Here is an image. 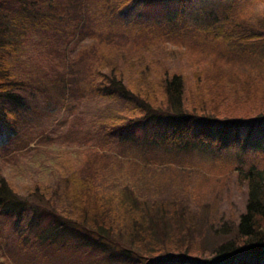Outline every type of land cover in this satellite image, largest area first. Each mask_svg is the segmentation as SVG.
Masks as SVG:
<instances>
[{
  "label": "trees",
  "instance_id": "obj_1",
  "mask_svg": "<svg viewBox=\"0 0 264 264\" xmlns=\"http://www.w3.org/2000/svg\"><path fill=\"white\" fill-rule=\"evenodd\" d=\"M91 3L97 6V11L78 0L70 4L61 0H0V145L3 147L19 134V120L29 122L36 112L38 105L27 92L31 90L36 96V91L37 94L43 91L28 80L16 79L8 56L21 43L24 31H50L54 44L64 45L63 56L77 47L93 59L94 65L88 62L91 68L87 77L94 91V111L99 110L107 135L183 154L195 150L221 153L229 148L242 149L235 171L237 181L246 188L244 211L234 222L223 225L222 242L208 246L204 240L216 236L219 229H211L204 235L197 229H189L197 221L182 204L149 203L139 199L129 187L115 188L104 197L96 190L95 178L101 179V165L99 158L90 154L95 151L86 148V156L81 160L70 149L67 161L63 156L58 159L69 169V173L61 168L56 171L61 174V188L52 189L44 184V176L36 174L27 185L39 211L21 229L16 228L20 212L30 210L24 202H14L12 197L0 199V211L7 214L8 218L5 217L14 229L9 242L2 240L7 236L0 232V264L6 263L4 259L7 261L3 252L12 259L17 257L16 253L31 252L30 260L40 259L41 264L53 261L63 264L68 259L64 258L65 244L54 249L51 238H42L44 229L34 228L39 220L48 224L52 234L69 233L81 248L94 250L99 244L112 246L116 242L114 255L105 246L107 250L102 251L100 264H264V162L258 166L254 159L246 161L249 154H255L258 161L263 156L264 161V0H92ZM167 3L176 4L177 11L172 18L164 17V23L127 24L130 29L127 47L124 44L108 47L95 40L89 45L82 43L84 36L95 37L96 31L87 25L91 16L126 19L134 7ZM79 11L77 18L74 13ZM187 14L195 20H188ZM133 37H140L143 42ZM158 55L162 56L160 61ZM172 56L191 63L194 88L180 71L172 72L164 66L163 62ZM65 88L63 85L59 89L58 97L68 93ZM70 93L74 96L75 90L71 88ZM42 105L50 108L52 104ZM63 108L59 105L57 111ZM147 125L151 127L149 133L136 138L135 129ZM256 134L260 137L255 138ZM34 139L38 140V136ZM138 169L144 168L139 165ZM174 171L172 175L176 174ZM199 176L209 182L204 185L199 181L196 190L190 189L186 181L179 183L175 179L177 193L199 201L196 203L199 210L206 208L202 201L208 196L218 206L223 190L216 188L210 179L212 175L199 173ZM43 199L47 208L41 205ZM42 239L49 245L41 244ZM93 261L87 264H99L98 260Z\"/></svg>",
  "mask_w": 264,
  "mask_h": 264
},
{
  "label": "rangeland",
  "instance_id": "obj_2",
  "mask_svg": "<svg viewBox=\"0 0 264 264\" xmlns=\"http://www.w3.org/2000/svg\"><path fill=\"white\" fill-rule=\"evenodd\" d=\"M61 1L64 4H70L71 1L76 0ZM78 1L86 2L87 5L97 11V6L91 3L92 0ZM85 10L84 8L81 11L84 12ZM94 10L90 11L91 14ZM176 11V4L167 3L145 8L134 7V10L132 9L131 13H128L126 19L120 18L119 20L113 18L110 20L109 18L103 19L99 14L94 13L95 16L87 18V25H91L90 30L96 31L95 37L88 39L90 37L84 36L82 37V43L89 45L91 40H95L108 47H121L123 44L127 47L129 44L128 31L130 30L127 28V24L142 26L155 22L158 25L164 23V17L169 16L172 18ZM195 14L197 17L199 13L196 11ZM74 16L80 18V11L79 14L75 12ZM186 18L195 20L190 14H187ZM91 32L88 33L93 36ZM53 38L50 31L26 30L21 35V43H18V46L8 56L11 72L16 79L25 82L28 80L32 85L39 86L43 90L41 94H37L36 91V96L32 94L33 91L31 90L27 92L34 103L38 105L35 108L36 112H34L29 122L25 123L19 120L20 122H17L19 134L10 141H6L3 147L0 145V199L5 196L12 197L14 202H24L25 208L30 210L29 212L23 210L20 212L19 223L16 228L21 229L25 226V223L33 219L37 213L36 211H39L34 206L36 203L33 195L29 194L27 189V185L33 181L34 175L36 174L37 177L39 175L44 176V184L52 189H56L58 186L61 188V174L56 171L61 168L62 171L69 173V169L66 164H62L61 161L58 162L59 156H63L64 161H67L68 156L71 157L70 154L67 155V152L71 149L83 160L86 156L84 150L91 148L95 152L90 154L94 155L93 158L98 157L99 165H101V179L95 178L97 192L107 198L109 196L107 193L113 189L129 187L137 193L139 199L149 203L156 201L182 204L183 207L188 209V212L194 215V222L197 221L196 226L189 229H194V231L197 229L203 235L211 229L212 231L219 229L216 236L213 235L210 240H204V242L208 246L222 242L225 238L224 231H222L223 225L231 220L234 222L243 213L246 204V188L237 181V172L235 171V167L239 165L240 153L243 150L229 148L221 153L211 150H195L193 153L183 154L167 149L154 148L145 142H133L127 138L119 140L114 135H107L101 125L102 121L98 115L99 110L94 111V107H96L92 102L94 91L90 87V78L87 77V71L91 68L88 62L94 65L93 59L89 57L87 52L85 53L77 47L68 52L66 56H63L64 45L61 43L54 44ZM134 39L143 42L140 37ZM166 46L171 45L166 44ZM156 58L157 61H160L162 56L158 55ZM163 64L172 72L174 70L180 71L186 78L188 85L194 88L192 77L194 68L191 63L188 65L180 57L172 56L168 57ZM152 67L153 65H150V68ZM63 85L67 88L68 93H65L62 98L58 97L57 93ZM71 88L75 90L74 96H71ZM46 102L52 104L50 108L42 105ZM59 105H63V110L57 111ZM53 108L56 110H53ZM50 111L55 113L50 114ZM123 112L126 114L125 110ZM150 129V125L145 128L137 127L135 137L141 139L149 133ZM35 136H38V140L34 139ZM254 137L258 138L260 135L256 134ZM25 146H27L26 149H24ZM100 150H103L104 153L100 154L98 152ZM249 155L250 157L246 159L248 163L254 159V162L261 166L264 162L263 156H260V161H258L255 154ZM136 164L144 169H138ZM173 169L176 173L174 175H172ZM199 173L212 175L210 179H213L216 188L223 190L218 206H215L208 196L202 201L206 208L199 210L196 205L199 201L193 200V197L189 195H183L182 192L177 193L175 179H178L179 183L186 181L190 189L191 187H197L199 181L204 185L205 182H209V179L202 181ZM7 182L11 186V191L7 187ZM43 200L44 202L41 205L47 208L46 199ZM20 205L22 204L20 203ZM211 205L215 207H210ZM5 216L7 217V214L0 211V232L2 231L7 236L3 237L2 240L9 242L8 238L14 236V229L11 227L12 223L9 225ZM34 221L36 223V219ZM214 221L217 223H214ZM34 228L44 229L45 233L42 238L44 239L46 236L49 239L51 238L54 249L61 247L63 244L67 246V254L64 258L68 259L63 264H69L70 262L72 264H87V261L89 263L94 262L93 260H98L100 264L99 258L102 251L107 250L105 246L107 245L110 248L109 251L112 252L110 255H114L115 248L118 246L116 242L112 243L113 247L109 244L105 246L99 244L94 250H90L86 249L85 246L81 248V244L74 242L73 236L69 233L68 235H65L66 233L52 234L48 224L44 221H37ZM220 233L222 234L220 235ZM43 239L40 243L48 244ZM41 244L38 248L40 250ZM48 249H50V246ZM86 251L88 252L85 253ZM98 253H101L99 257L96 256ZM32 254L31 252H27L25 255L16 253L17 257L12 259L8 253L3 252L4 258L7 259V261L4 259L6 262L4 264H41L39 263L40 259L34 260V262L30 260ZM72 258L74 260L79 259V261L75 262ZM100 260L102 259L100 258ZM44 264L46 263L44 262ZM51 264L57 263L53 261Z\"/></svg>",
  "mask_w": 264,
  "mask_h": 264
}]
</instances>
